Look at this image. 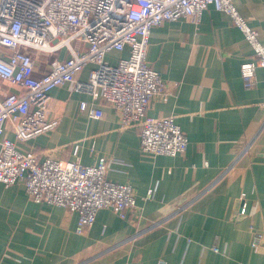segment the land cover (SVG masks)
<instances>
[{"label": "crops", "instance_id": "obj_1", "mask_svg": "<svg viewBox=\"0 0 264 264\" xmlns=\"http://www.w3.org/2000/svg\"><path fill=\"white\" fill-rule=\"evenodd\" d=\"M233 2L264 45V0ZM129 55V48L113 51L106 61L117 65ZM252 55L229 15L212 6L197 24L181 19L152 29L147 62L175 86L155 97L147 114L175 117L189 140L176 156L144 153L140 129H122L114 108L72 84L54 88L57 128L18 146L40 160L48 154L84 165L114 159L107 178L134 187L138 207L126 218L102 209L81 235L77 213L32 201L22 183H0V264H264V242L252 247L255 233L264 235V68L252 89L241 76ZM54 56L65 60L68 49ZM48 68L40 66L36 76ZM93 68L78 79L88 81ZM82 102L102 109L103 118L83 113ZM4 137L15 140L11 132ZM150 189L153 199L143 200Z\"/></svg>", "mask_w": 264, "mask_h": 264}, {"label": "built area", "instance_id": "obj_2", "mask_svg": "<svg viewBox=\"0 0 264 264\" xmlns=\"http://www.w3.org/2000/svg\"><path fill=\"white\" fill-rule=\"evenodd\" d=\"M211 6L229 15L251 45L252 59L242 64L241 76L245 88H254L256 71L264 68V45L233 0H0V183L5 187L22 183L32 201L77 213L76 232L81 235L91 229L102 209L121 218L133 213L138 207L134 187L107 178L114 159L103 157L96 165H84L48 154L40 160L17 143L57 128L60 120L50 105V92L69 83L74 91L89 93L114 108L122 129L139 128L144 153H185L189 140L175 117L147 114L153 99L167 96L175 86L148 64L147 50L153 28L181 19L197 24ZM74 42L86 49H75ZM62 48L69 52L65 60L54 56ZM126 48L128 58L117 65L106 61L108 53ZM40 54L50 55L49 68L36 76ZM89 65L94 66L89 80L78 79ZM80 109L93 119L104 116L102 109L87 102ZM6 132L15 140L4 137ZM77 151L78 147L76 155ZM154 194L150 189L143 200ZM239 202V214L245 215V195ZM263 242L264 235L255 233L252 247L259 249Z\"/></svg>", "mask_w": 264, "mask_h": 264}, {"label": "rangeland", "instance_id": "obj_3", "mask_svg": "<svg viewBox=\"0 0 264 264\" xmlns=\"http://www.w3.org/2000/svg\"><path fill=\"white\" fill-rule=\"evenodd\" d=\"M50 57V55H43V54H40V58H39V65L40 66H45V65H47L48 64V62H49V58Z\"/></svg>", "mask_w": 264, "mask_h": 264}]
</instances>
